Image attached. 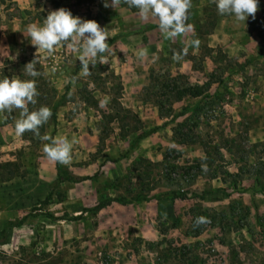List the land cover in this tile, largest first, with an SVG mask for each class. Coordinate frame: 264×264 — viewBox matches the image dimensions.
<instances>
[{
  "label": "rangeland",
  "instance_id": "rangeland-1",
  "mask_svg": "<svg viewBox=\"0 0 264 264\" xmlns=\"http://www.w3.org/2000/svg\"><path fill=\"white\" fill-rule=\"evenodd\" d=\"M258 5L260 16L243 22L221 20L213 0H191L187 30L166 39L146 28L157 18L142 19L125 0H0V79L35 81L30 112L58 106L39 135L16 134L20 109L0 111V162L24 172L0 182V231L25 218L9 227L0 264H264V0ZM60 8L105 28L107 51L89 60L87 76L71 40L37 53L25 37ZM34 59L40 75L30 77L24 66ZM210 79L203 96L174 100L173 86ZM52 140L71 145L64 167L98 179L56 184V161L43 152ZM122 197L144 200L94 210Z\"/></svg>",
  "mask_w": 264,
  "mask_h": 264
},
{
  "label": "clouds",
  "instance_id": "clouds-1",
  "mask_svg": "<svg viewBox=\"0 0 264 264\" xmlns=\"http://www.w3.org/2000/svg\"><path fill=\"white\" fill-rule=\"evenodd\" d=\"M114 2V0H113ZM129 7L139 10L142 19L147 20L149 15L159 20V29L166 39L174 38L184 33L187 21V12L190 8L191 0H125ZM217 12L221 16H234L237 21L246 22L249 17H254L257 12L259 0H213ZM105 7H109L106 2ZM27 36L31 45L36 47L37 53L40 50L52 52L61 41L71 40L73 50L80 52L79 61L81 63V75H89V60L98 56H103L107 51V36L105 28L94 20H83L74 16L71 11L60 8L49 12L40 26L30 24L26 28ZM82 41V43H81ZM198 45V41H193ZM144 53H141L143 56ZM178 57L174 56V59ZM38 61L27 63L24 66L25 73L30 77L40 75L35 70ZM103 63V60H101ZM38 95L34 80H22L19 78L5 77L0 79V111H12L20 109V118L16 121L15 131L17 135H22L26 131L39 135V127L48 121L52 115L47 107H40L36 111H29L27 104H35L34 99ZM48 140L47 136L41 138ZM71 145L66 140H52L50 145H45L43 152L46 157L62 164L70 162ZM202 219L198 218L197 223Z\"/></svg>",
  "mask_w": 264,
  "mask_h": 264
},
{
  "label": "trees",
  "instance_id": "trees-1",
  "mask_svg": "<svg viewBox=\"0 0 264 264\" xmlns=\"http://www.w3.org/2000/svg\"><path fill=\"white\" fill-rule=\"evenodd\" d=\"M216 23H214L213 25V29L215 28ZM158 26L156 25H148L146 28L147 30H153L156 29ZM215 84V81H213L212 79H210L208 82H206L204 85L199 86H191V87H186V88H179V87H174L171 89L172 93H174V100L176 102L178 101H182L184 98L186 97H192V98H199L201 96H203L205 93H207L210 88L212 87V85ZM58 106L54 107L53 110V114H52V118L53 121L56 122V110H57ZM186 113H188V110H183V112H181L180 114H178L177 116H184ZM159 130V128H153L150 129L148 131H144L141 134H139L136 137V143L152 136L155 132H157ZM56 170H57V182L56 184H61L65 181L67 182H71V183H80L84 180H97L98 179V174H95L92 177H79L74 175L68 168L64 167L62 163L56 161ZM24 176V172L21 171V166L20 164L16 163V162H5V163H1L0 162V182H7L10 180H13L16 177H23ZM262 192H264V188L261 190ZM206 195V193L201 194V198H204ZM178 197H182V196H178ZM49 199V197L47 198ZM144 200L143 198H134L131 200H127L126 198L122 197V198H108L105 200H100L98 202V204L94 207V210L96 211H100L106 207H108L109 205H111L114 202L120 203V204H131L134 201H141ZM47 201V200H46ZM25 219V218H24ZM24 219L21 220V222H14V221H9L7 222L3 229L0 231V246L5 245L7 243L8 240V234L7 231L9 229V227L11 226H19L22 224V221H24Z\"/></svg>",
  "mask_w": 264,
  "mask_h": 264
},
{
  "label": "crops",
  "instance_id": "crops-1",
  "mask_svg": "<svg viewBox=\"0 0 264 264\" xmlns=\"http://www.w3.org/2000/svg\"><path fill=\"white\" fill-rule=\"evenodd\" d=\"M97 1H100V0H97ZM113 1V0H112ZM116 1H118V2H120L121 0H114V2H116ZM196 8H198V7H196ZM191 9V8H190ZM189 10V9H188ZM197 11V10H196ZM258 16H260V10H259V5L257 6V12L255 13V16L254 17H249V18H256V17H258ZM220 19L221 20H223V19H226V20H232V19H235V17L234 16H229V15H225V16H220ZM151 23V25H159V23H157L156 21H152V22H150ZM159 27H157L156 29H153L152 31H157V29H158ZM219 28H220V24L219 25H217L216 26V28H215V32H218L219 31ZM151 31V32H152ZM223 45V44H222ZM212 46V45H211ZM3 133H4V128H3V126L0 124V141H1V144H2V138H3ZM2 146V145H1Z\"/></svg>",
  "mask_w": 264,
  "mask_h": 264
}]
</instances>
